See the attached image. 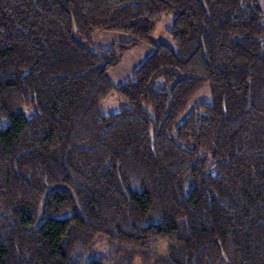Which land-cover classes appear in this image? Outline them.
<instances>
[{"label": "trees", "instance_id": "1", "mask_svg": "<svg viewBox=\"0 0 264 264\" xmlns=\"http://www.w3.org/2000/svg\"><path fill=\"white\" fill-rule=\"evenodd\" d=\"M169 13L175 47L153 37ZM96 31L130 38L95 47ZM141 43L152 53L117 86L108 70ZM135 256L264 264V9L0 0V264Z\"/></svg>", "mask_w": 264, "mask_h": 264}, {"label": "rangeland", "instance_id": "2", "mask_svg": "<svg viewBox=\"0 0 264 264\" xmlns=\"http://www.w3.org/2000/svg\"><path fill=\"white\" fill-rule=\"evenodd\" d=\"M259 4L264 8V0H258ZM175 13H169L164 15L157 23L153 37L157 41H163L169 46L175 47V43L168 33V28L171 27L175 20ZM130 36L120 32L113 31H96L93 34V44L95 47H111L115 43L129 39ZM153 48L146 43H141L132 46L123 56L121 62L108 70V76L118 86L122 84L126 79L130 78L133 71L152 53ZM211 93L208 85H205L193 98L187 113L197 103L203 100H210ZM124 101L120 98L117 92H113L104 102L103 108L105 111H117ZM26 112H30V109L24 108ZM166 239H157L152 246V251L155 254H162L167 249ZM96 251L106 250V243L104 241L99 242L95 248ZM155 257V255L151 256ZM154 260L149 257L135 256L131 264H153ZM106 264H117L115 260H110Z\"/></svg>", "mask_w": 264, "mask_h": 264}, {"label": "crops", "instance_id": "3", "mask_svg": "<svg viewBox=\"0 0 264 264\" xmlns=\"http://www.w3.org/2000/svg\"><path fill=\"white\" fill-rule=\"evenodd\" d=\"M261 5V4H260ZM261 7H262V5H261ZM263 8V7H262ZM264 9V8H263Z\"/></svg>", "mask_w": 264, "mask_h": 264}]
</instances>
